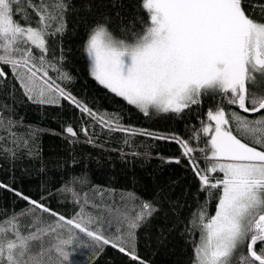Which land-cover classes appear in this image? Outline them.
<instances>
[{
  "label": "snow or ice",
  "instance_id": "obj_1",
  "mask_svg": "<svg viewBox=\"0 0 264 264\" xmlns=\"http://www.w3.org/2000/svg\"><path fill=\"white\" fill-rule=\"evenodd\" d=\"M68 8L66 0H0V88L8 79L7 66L28 101L53 104L62 98L110 131H132L118 117L98 116L49 75L51 70L71 79L57 66L63 55L57 58L49 48L67 30ZM139 8L147 19L135 17L123 24L119 38L106 20L90 29L84 46L90 75L145 117H182L206 99L215 105L188 140L140 134L179 144L199 191L206 194L204 205L184 225L194 238L192 264H264V4L139 0ZM14 128L0 116V131L7 134L0 140L7 143L10 136L15 144ZM82 131L88 136L87 128ZM65 133L66 138L78 135L72 126ZM167 162L180 164L181 159ZM70 184L59 191L71 193L79 206L72 218L0 183L30 206L0 214V264H72L80 249L86 250L88 264H96L107 246L147 264L136 253V233L161 208L134 196L121 197L119 205L97 203ZM99 195L102 201L104 193ZM213 197L215 214L209 216L207 204ZM89 207L95 211H87Z\"/></svg>",
  "mask_w": 264,
  "mask_h": 264
},
{
  "label": "trees",
  "instance_id": "obj_2",
  "mask_svg": "<svg viewBox=\"0 0 264 264\" xmlns=\"http://www.w3.org/2000/svg\"><path fill=\"white\" fill-rule=\"evenodd\" d=\"M66 2L69 5L65 16L67 30L61 37L50 41L49 48L57 58L63 55L64 59L57 66L71 79H61L51 70L49 75L98 116L105 120L118 117L119 123L132 131H110L99 120L62 98L53 104L28 101L19 82L13 79L9 68L3 66L8 79L5 87L0 88V116L15 124L16 143L11 142L10 136L7 143L0 140V148L9 149L7 153L0 152V183L69 218L79 211L71 193L59 191L69 181L75 190L87 192L89 199L97 203L119 205L121 197L129 196L139 198V202L155 203L161 211L137 230V255L147 264H192L194 238L185 233L184 225L191 214L204 205L206 194L199 191L198 178L182 157L179 144L171 139L142 135L140 130L188 140L193 129H198L201 120L206 119L207 110L215 105L206 99L201 108L182 117L171 114L145 117L135 106L95 81L90 75L84 50L89 31L97 22L106 20L109 30L119 38L123 24L135 17L146 20V14L139 8V0ZM249 3L259 6L264 0H249ZM137 28H140L139 23ZM244 115L254 118L259 114ZM67 126L74 128L78 134L76 138H66ZM84 128L88 129V136L84 135ZM6 135L0 131V136ZM89 138L91 143L87 142ZM69 139L76 142L70 143ZM12 150H15L14 157ZM170 158H180L181 163L167 162ZM101 192L104 193L102 201ZM216 203L215 197L209 200V216L214 215ZM28 207V203L13 192L0 188V214L11 215ZM87 211L95 210L89 207ZM71 259L72 264H88L84 249L78 250ZM96 264L139 262L131 261L107 246L99 254Z\"/></svg>",
  "mask_w": 264,
  "mask_h": 264
},
{
  "label": "rangeland",
  "instance_id": "obj_3",
  "mask_svg": "<svg viewBox=\"0 0 264 264\" xmlns=\"http://www.w3.org/2000/svg\"><path fill=\"white\" fill-rule=\"evenodd\" d=\"M87 59H88V61H89V64H90V60H89L88 56H87ZM214 214H215V213H214Z\"/></svg>",
  "mask_w": 264,
  "mask_h": 264
}]
</instances>
